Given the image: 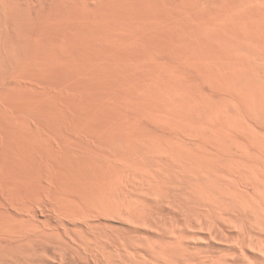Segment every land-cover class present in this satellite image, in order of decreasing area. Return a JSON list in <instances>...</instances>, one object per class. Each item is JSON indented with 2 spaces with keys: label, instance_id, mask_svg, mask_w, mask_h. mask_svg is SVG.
Here are the masks:
<instances>
[{
  "label": "bare ground",
  "instance_id": "1",
  "mask_svg": "<svg viewBox=\"0 0 264 264\" xmlns=\"http://www.w3.org/2000/svg\"><path fill=\"white\" fill-rule=\"evenodd\" d=\"M0 264H264V0H0Z\"/></svg>",
  "mask_w": 264,
  "mask_h": 264
}]
</instances>
